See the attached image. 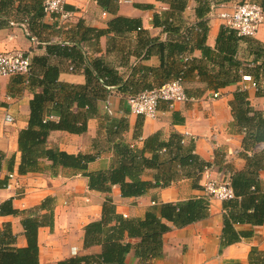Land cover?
I'll use <instances>...</instances> for the list:
<instances>
[{"label":"crops","instance_id":"crops-1","mask_svg":"<svg viewBox=\"0 0 264 264\" xmlns=\"http://www.w3.org/2000/svg\"><path fill=\"white\" fill-rule=\"evenodd\" d=\"M242 1L245 0H226L214 6L205 16V33L191 34L192 43L196 44L197 40L202 39L205 45L214 48L219 29L224 25L218 13L223 9L230 10ZM249 1L259 3V0ZM25 2L12 0L11 5L1 13L0 52L20 49L30 57L46 55L49 44L59 43L82 53L81 61L73 60L70 56L50 55V63L59 69V81L84 85V67L89 64L96 67L107 65L119 75L117 84L109 87L106 97L98 101L97 113L88 118L85 131L52 130L47 136V146L69 154L95 156V160L88 164V171H95L108 169L115 162L114 146L119 141L142 150L146 157L151 158L156 150L150 144L151 137H156V142H167L172 134H179L184 139L183 148L191 147L195 155L210 165L209 175L212 178L220 179L242 172L258 180L259 189L264 191V141L252 143L234 118V112L242 102L256 112V119L264 118V81L257 86L249 73L242 72L234 82L213 88L206 81L210 80V75L200 76L194 69L183 83L190 95L188 100L176 103L173 108L160 102L154 118L136 115L129 110L126 100L131 94L154 88L175 77L187 61L201 64L203 56L198 46L183 53L176 52L174 45L167 46L170 42L180 44L182 38L164 29L165 23L170 20L179 30L190 22L199 21L195 14V0H188L180 16H171L168 4L159 0L114 2V6L106 9L96 0H68L65 10L69 14L66 17L45 14L42 27L28 24V15L20 8ZM121 18L138 20L139 23L136 22L137 27L126 30L123 24L115 26V22ZM27 29L35 40L29 39ZM250 39L264 45V23ZM151 40L163 42L160 45L163 49L155 48L153 44L149 54L143 58ZM252 49L249 42L242 40L237 51V57L251 67L256 64L252 61ZM165 76L168 78L165 79ZM39 90L29 81L28 75L0 77V151L5 154L0 169V205L10 200L13 208L26 210L50 198L53 223L38 228V264H56L75 255H97L100 246H83V227L100 217L101 205L106 197L113 200L116 211L125 217H142L158 203H176L204 196L208 198L203 190L205 174L202 173L197 179L190 174L179 173L170 177V169L176 171L175 164L171 161V154L161 151L163 149L158 153L161 162L159 169L146 168L141 178L153 183L155 176L159 175L161 178H171V183L165 187L152 186L145 194L129 198L121 197L117 185H113L109 192L91 190L87 177L70 169L59 171L57 175L17 173L20 159L17 135L27 126L29 102L33 93ZM212 92H219V96L210 98ZM237 92L239 97L236 96ZM72 108L77 109L76 103ZM6 113L14 117V123H4ZM51 115L53 120H59L58 111ZM107 118L124 122L125 130L118 135L109 134ZM12 155L14 166L10 172L8 161ZM10 173L14 175L13 179L8 178ZM8 182L11 183L10 187L6 186ZM208 202L207 217L179 228L172 227L163 234L162 253L152 260L153 264H250L251 250L264 252V222L261 225L235 224L234 228L243 236L237 242L222 245L226 212L224 201L208 198ZM21 219V215L0 214V233L5 225L9 226L12 238L4 243L10 247L26 246ZM136 261L132 252L126 256L128 264Z\"/></svg>","mask_w":264,"mask_h":264},{"label":"trees","instance_id":"trees-1","mask_svg":"<svg viewBox=\"0 0 264 264\" xmlns=\"http://www.w3.org/2000/svg\"><path fill=\"white\" fill-rule=\"evenodd\" d=\"M26 1L20 8L28 15V24L30 26L38 24L39 27H42L41 22L45 15L42 1ZM96 1L105 9L111 5L114 6V2H116L115 0ZM159 1L168 4L171 16H180L188 2V0ZM195 1L197 3L195 14L200 19L199 21L190 22L179 30V27L170 20L167 23L164 22V29L182 38L180 44L170 42L167 47L174 45L173 50L183 53L198 46L203 56L201 64L196 65L193 61H187L185 67L176 72L175 77L167 79L168 76H165L167 80L156 87L175 79H180L183 84L194 69L200 76L210 75V80L206 79V81L213 88L234 82L241 77L242 72L249 73L258 86L261 81H264V45L250 37L238 35L235 29L225 25L219 29L214 48L205 45L202 39L193 44L190 35L194 32L204 34L207 29L205 16L214 6L226 0ZM11 3L12 0H0V17L2 11ZM258 5L264 12V0H259ZM66 7L65 5V9ZM155 21L157 22L156 15ZM136 22L139 23L138 20L121 18L120 21L115 22V26L120 23L125 26L123 29L129 30L137 27ZM1 23L2 20H0ZM115 26L114 28L117 30ZM138 28L140 27L138 26ZM27 36L31 40L34 39V35L28 29ZM242 40H246L253 46L252 61L256 64L252 67L237 57ZM148 44L143 58L149 54L153 44L155 48L163 49L160 47L163 42L159 40H151ZM73 48L59 43L49 44L46 55L29 56V81L33 82L40 90L33 93L29 102L27 126L21 129L17 135V149L20 153L17 173L39 172L57 175L59 171L70 169L86 176L88 188L91 190L109 192L113 185H117L121 197L129 198L145 194L152 186L165 187L171 183V178L165 179L159 175L155 176L153 183L141 178L146 168L159 169L161 162L158 153L163 149L161 151L171 154V161L175 164L176 171L170 169L172 170V173L169 174L170 177L179 173L199 178L205 168L210 165L195 155L191 147L183 148L184 139L179 134H172L171 139L167 142H156V137H151L150 144L154 146L153 149H156L151 158L146 157L142 150L129 147L119 141L114 146L117 156L115 162L108 169L95 171H88V164L95 160V156L82 153L69 154L58 148L47 146V136L52 130L63 129L73 133L85 131L88 118L97 113L98 101L104 99L109 87L117 84L119 80V75L113 68H109L107 65L96 67L89 64L84 67L86 76L84 85L78 86L59 81V69L55 64L50 63L49 57L54 54L70 56L73 60L81 61L82 53ZM258 60L260 62L257 63ZM184 91L189 97L185 87ZM236 96L239 97L240 94L237 92ZM74 103L77 105L76 110L72 108ZM54 111L60 113L58 121L52 118L51 113ZM255 115L256 112L246 102H242L234 112L235 121L241 125L252 143L264 141V118L256 119ZM106 127L111 135L121 134L125 130L124 122H115L109 118H107ZM4 160L5 154L0 151V169ZM13 166L14 156L12 155L8 161L10 172L13 171ZM229 186L234 197L224 200L226 212L223 217L222 245L237 242L243 236L234 228L235 224L261 225L264 222V191L259 189V181L246 173L238 172L229 176ZM208 204L207 197H195L176 203H158L148 209L142 217H125L116 211L113 200L106 197L101 205L100 217L89 221L83 227V246L98 245L100 252L97 255L71 256L56 264H128L126 256L130 252L137 258V261L132 264H153L152 260L162 253L163 234L172 227L179 228L207 217ZM0 214L21 215L26 238L24 247H10L5 244L6 240L12 238L8 230L9 226L5 225L0 233V264H38V228L53 223L50 198H45L39 205L26 210L13 208L11 201L6 200L0 205ZM249 262L250 264H264V252L251 250Z\"/></svg>","mask_w":264,"mask_h":264},{"label":"built area","instance_id":"built-area-1","mask_svg":"<svg viewBox=\"0 0 264 264\" xmlns=\"http://www.w3.org/2000/svg\"><path fill=\"white\" fill-rule=\"evenodd\" d=\"M46 15H59L66 17L69 13L65 10L68 0H41ZM116 3H130L133 0H115ZM218 18L225 26L233 28L238 35L253 37L258 28L264 23V12L258 3L245 0L235 4L230 10H221ZM35 40V39H33ZM30 71L29 54L20 49H13L0 52V77L12 75H28ZM264 83V82H263ZM253 85L256 84L253 82ZM219 92H212L210 98H217ZM184 86L180 79L171 80L159 87L145 90L136 95L127 97V103L131 113L154 118L157 115V108L160 102H165L168 108H173L178 102L188 100ZM4 123H14V117L10 113L4 116ZM206 180L203 183V190L209 199L217 198L229 200L234 197L229 186V176H222L220 179L212 178L209 175V167L202 172ZM14 175L10 173L9 179ZM11 183L6 184L10 187ZM75 253V250L73 251Z\"/></svg>","mask_w":264,"mask_h":264}]
</instances>
